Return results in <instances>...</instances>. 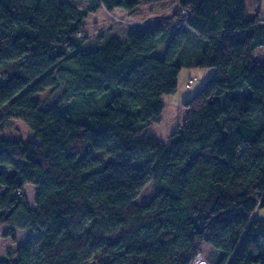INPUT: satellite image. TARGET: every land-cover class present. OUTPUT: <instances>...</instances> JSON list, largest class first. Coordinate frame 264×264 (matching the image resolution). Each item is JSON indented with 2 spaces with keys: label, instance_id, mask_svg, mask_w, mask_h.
<instances>
[{
  "label": "trees",
  "instance_id": "16d2710c",
  "mask_svg": "<svg viewBox=\"0 0 264 264\" xmlns=\"http://www.w3.org/2000/svg\"><path fill=\"white\" fill-rule=\"evenodd\" d=\"M175 1L119 40L85 19L141 0H0V133L17 120L39 139L0 138L3 235L33 233L0 264H191L203 243L211 264H264V20L244 0ZM182 67L213 74L161 141L147 129Z\"/></svg>",
  "mask_w": 264,
  "mask_h": 264
},
{
  "label": "rangeland",
  "instance_id": "374dc122",
  "mask_svg": "<svg viewBox=\"0 0 264 264\" xmlns=\"http://www.w3.org/2000/svg\"><path fill=\"white\" fill-rule=\"evenodd\" d=\"M68 1L77 6H84L87 2V0ZM141 2L143 3L138 6L134 14H127V12L121 9H114V11L112 12H107L104 8H99L95 13L88 15L87 19L84 21L85 36L95 39L96 37L103 34L101 32H109L112 26H119L129 31L132 29L139 30L140 27H138V25L143 22H148L149 20H153L155 18H157L156 22H159L160 16H170L172 14H167L162 10L163 4L161 3V0H154V2L153 0L151 2H149V0H141ZM251 3L253 4L254 2L246 0L247 7H251ZM170 11L171 4L169 12ZM119 18L124 21L122 24L118 22ZM142 29L143 28H140V30ZM162 47L163 46L160 44L156 47L154 51V54L156 56L160 55ZM252 55L254 58L258 57L262 62H264V47L255 49ZM187 70V67H182L179 71V74L177 76V93H174L175 95L173 94L162 96L164 110L162 111V119L160 123L153 124L149 127V129H147V133L149 135L154 132L160 134L162 136V139H160L161 141H165V137L182 123L185 111L180 106L181 102L192 97L194 93L204 84V82L213 74L212 68H210L211 74H209V76L202 73L204 72V70H208V68H199L197 69L199 71H196L195 73H192L190 75L188 74ZM39 97L44 99L45 95H41ZM94 98H96V103L102 105L104 104V100L106 102L107 95L105 94L104 96ZM0 138L39 142L38 137H36L23 122L17 120H13L12 123L7 126L3 132L0 133ZM23 192L27 198L29 207L32 208L33 186L29 184L25 185L23 187ZM153 194L154 192L152 190V184L148 183L136 197L135 202L138 204H145L152 198ZM254 217L256 219L264 220V208L255 210ZM9 228L10 227L8 225H0V258L12 256L17 245L26 241V239L33 234L31 231L15 229L14 241H11L10 238L4 237L3 235V233L6 232ZM209 254H211V247L208 244L203 243L201 246V255L205 258L208 264H211L209 261Z\"/></svg>",
  "mask_w": 264,
  "mask_h": 264
},
{
  "label": "crops",
  "instance_id": "0c3cea01",
  "mask_svg": "<svg viewBox=\"0 0 264 264\" xmlns=\"http://www.w3.org/2000/svg\"><path fill=\"white\" fill-rule=\"evenodd\" d=\"M151 1L152 0H150L149 2H151ZM156 1H160V0H156ZM161 1H162L161 3L163 4L162 10L165 11L167 14L168 13L171 14L177 9V4H176L175 0H170V1L161 0ZM252 1L254 2L253 4L251 3L252 6L250 5L251 7H247L246 6V0H244L245 7H246V16L247 17H251L254 14H258V17L260 19L264 20V1H262V0H250V2H252ZM153 2H154V0H153ZM170 4H171V11L169 12ZM168 16L169 15H162V16H160V18L161 17H168ZM109 32L111 34H114L119 40H124L126 38L127 34L129 33V30H127V29L125 30V28H122V27H119V26H114V27L112 26L111 30H109ZM101 33H104V32H101ZM197 69H199V68H188V70H187L188 74L190 75L192 73H195L196 71H199ZM205 71H207V72H205ZM202 73L204 75H208L209 76V74H211V70H210V68H208V70H204V72H202ZM177 91H178V87H177V90H176L175 94L177 93ZM163 108H164V105H163ZM150 135L154 136L156 138L162 139V136L160 134L155 133V132L151 133ZM167 136L165 137V140H166Z\"/></svg>",
  "mask_w": 264,
  "mask_h": 264
},
{
  "label": "built area",
  "instance_id": "2783aa9c",
  "mask_svg": "<svg viewBox=\"0 0 264 264\" xmlns=\"http://www.w3.org/2000/svg\"><path fill=\"white\" fill-rule=\"evenodd\" d=\"M108 12V11H107ZM114 19H115V17H114ZM156 20H157V18H155V19H153V20H149L148 22H143V23H141L140 25H138V24H134V25H138V27H140V28H147V27H149V26H152L155 22H156ZM118 22L120 23V24H122L124 21L122 20V19H118ZM117 22V23H118ZM131 25H133V24H131ZM139 28V29H140ZM191 264H208L207 263V261L205 260V258L201 255V254H197V255H195L194 257H193V259H192V261H191Z\"/></svg>",
  "mask_w": 264,
  "mask_h": 264
}]
</instances>
